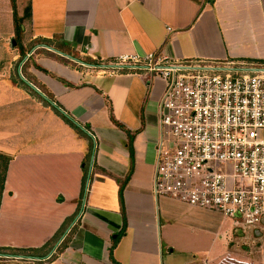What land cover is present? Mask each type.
<instances>
[{
    "label": "crops",
    "instance_id": "obj_1",
    "mask_svg": "<svg viewBox=\"0 0 264 264\" xmlns=\"http://www.w3.org/2000/svg\"><path fill=\"white\" fill-rule=\"evenodd\" d=\"M15 5L23 18L19 41L11 0H0V156L8 159L0 264H113V245L118 264H264V232L243 234L218 213L153 196L164 82L103 68L119 55L149 53L264 62V0ZM38 40L56 50L64 44L80 61L99 66L37 47ZM23 49L27 57L19 62ZM18 68L57 108L20 81ZM127 177L122 210L119 191Z\"/></svg>",
    "mask_w": 264,
    "mask_h": 264
},
{
    "label": "built area",
    "instance_id": "obj_2",
    "mask_svg": "<svg viewBox=\"0 0 264 264\" xmlns=\"http://www.w3.org/2000/svg\"><path fill=\"white\" fill-rule=\"evenodd\" d=\"M106 64L164 82L153 196L218 213L243 234L264 232V64L160 53Z\"/></svg>",
    "mask_w": 264,
    "mask_h": 264
},
{
    "label": "trees",
    "instance_id": "obj_3",
    "mask_svg": "<svg viewBox=\"0 0 264 264\" xmlns=\"http://www.w3.org/2000/svg\"><path fill=\"white\" fill-rule=\"evenodd\" d=\"M11 6H12V14H13V26H14V32H15V38L16 41H19L20 39V35L22 33V29H21V18L18 17V13L16 10V5H15V0H11ZM37 45L41 44V45H46V46H50L51 44L47 41V40H38L35 42ZM55 48H57L59 52H62L64 54H68L71 55L73 58L79 59V55L73 51H71L68 47H66L64 44H58L55 46ZM25 57V50H21V59L19 60V62ZM82 62H84L85 64L88 65H94L95 67L99 66V63L97 61H93L89 58L84 59ZM256 64H264V62H253ZM39 70L43 71L46 73V71L42 70L41 68H38ZM40 91L49 99L52 100L53 96L44 88V87H39ZM32 93H34L31 90ZM35 94V93H34ZM47 103V102H45ZM66 121L75 129L77 130L79 133H82L74 124L73 122L69 121L68 119H66ZM131 142V139H130ZM130 149V154L132 151V146L130 144L129 146ZM8 163V159H5L4 157L0 156V196L2 193V189H3V181H4V175H5V170H6V165ZM87 170V169H86ZM128 181V177L122 182L121 186H120V191H119V200H120V204L123 210V197H122V192H123V188L125 186V183ZM125 229V224L123 226L122 232H124ZM113 247L114 245L110 248L109 250V258L112 261L113 264H118L114 261L113 256H112V251H113ZM21 254H27L26 251H22L20 252ZM0 254H6L5 251L0 250Z\"/></svg>",
    "mask_w": 264,
    "mask_h": 264
},
{
    "label": "water",
    "instance_id": "obj_4",
    "mask_svg": "<svg viewBox=\"0 0 264 264\" xmlns=\"http://www.w3.org/2000/svg\"><path fill=\"white\" fill-rule=\"evenodd\" d=\"M37 47H43V48H47L48 50L50 51H53L55 53H58L60 54L61 56L67 58V59H70L72 61H75L77 63H80L82 65H88V64H85L84 62L80 61L79 59H76V58H73L71 55H68V54H64L62 52H59L57 51L56 49H54L53 47H50V46H46V45H38ZM36 47V48H37ZM27 56H25L23 59L25 60ZM22 59V60H23ZM107 67H110V66H107ZM252 70H255V69H252ZM18 77L20 79V81L22 83H24L27 87H29L32 91H34L39 97H41L44 101L50 103L51 105H53L54 107H56L38 88H36L35 86H33L30 82H28L26 79H24L20 73V69L18 68ZM57 108V107H56ZM59 110V109H58ZM61 111V110H60ZM61 113H63L61 111ZM64 114V113H63ZM65 115V114H64ZM66 116V115H65ZM73 122V121H72ZM76 126L80 127L77 123L73 122ZM81 128V127H80ZM82 130H84L83 128H81ZM85 131V130H84ZM93 158H94V153H92L91 155V161H90V165H89V170H88V173H87V180H86V186L88 185V181H89V176H90V172H91V167H92V161H93ZM70 228V227H69ZM68 232V230L65 231L64 235ZM61 241V239L57 242V245L59 244V242ZM57 245L55 247H57Z\"/></svg>",
    "mask_w": 264,
    "mask_h": 264
},
{
    "label": "rangeland",
    "instance_id": "obj_5",
    "mask_svg": "<svg viewBox=\"0 0 264 264\" xmlns=\"http://www.w3.org/2000/svg\"><path fill=\"white\" fill-rule=\"evenodd\" d=\"M19 17V16H18ZM23 19V18H22ZM22 19H21V27H22ZM0 26H1V24H0ZM0 172H1V170H0ZM228 223H230V221L228 220ZM231 224V223H230Z\"/></svg>",
    "mask_w": 264,
    "mask_h": 264
}]
</instances>
